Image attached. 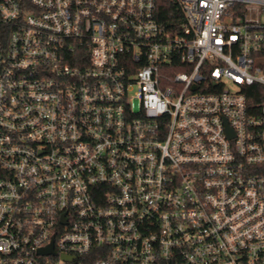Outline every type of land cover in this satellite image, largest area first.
Returning <instances> with one entry per match:
<instances>
[{"label":"built area","instance_id":"1","mask_svg":"<svg viewBox=\"0 0 264 264\" xmlns=\"http://www.w3.org/2000/svg\"><path fill=\"white\" fill-rule=\"evenodd\" d=\"M174 1L0 0V264H264V0Z\"/></svg>","mask_w":264,"mask_h":264},{"label":"trees","instance_id":"2","mask_svg":"<svg viewBox=\"0 0 264 264\" xmlns=\"http://www.w3.org/2000/svg\"><path fill=\"white\" fill-rule=\"evenodd\" d=\"M158 14L163 25L169 31H175L183 20L179 6L174 0H156ZM257 88V87H254Z\"/></svg>","mask_w":264,"mask_h":264},{"label":"water","instance_id":"3","mask_svg":"<svg viewBox=\"0 0 264 264\" xmlns=\"http://www.w3.org/2000/svg\"><path fill=\"white\" fill-rule=\"evenodd\" d=\"M50 251H52V249H50Z\"/></svg>","mask_w":264,"mask_h":264}]
</instances>
